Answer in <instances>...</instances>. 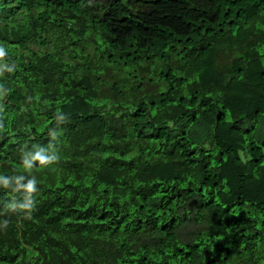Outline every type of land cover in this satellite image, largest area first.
Segmentation results:
<instances>
[{
  "label": "trees",
  "instance_id": "trees-1",
  "mask_svg": "<svg viewBox=\"0 0 264 264\" xmlns=\"http://www.w3.org/2000/svg\"><path fill=\"white\" fill-rule=\"evenodd\" d=\"M0 264H264V0H0Z\"/></svg>",
  "mask_w": 264,
  "mask_h": 264
},
{
  "label": "bare ground",
  "instance_id": "bare-ground-1",
  "mask_svg": "<svg viewBox=\"0 0 264 264\" xmlns=\"http://www.w3.org/2000/svg\"><path fill=\"white\" fill-rule=\"evenodd\" d=\"M29 114V113H28ZM19 115V114H18ZM21 116V115H20ZM18 119H19V117H18ZM16 124V123H15ZM17 127V126H16ZM59 167V166H58Z\"/></svg>",
  "mask_w": 264,
  "mask_h": 264
}]
</instances>
